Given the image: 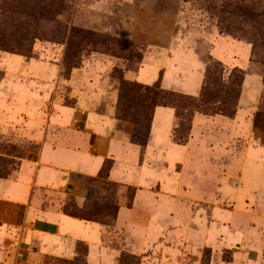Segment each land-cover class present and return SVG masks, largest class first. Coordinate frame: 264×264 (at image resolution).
<instances>
[{"label": "rangeland", "instance_id": "obj_1", "mask_svg": "<svg viewBox=\"0 0 264 264\" xmlns=\"http://www.w3.org/2000/svg\"><path fill=\"white\" fill-rule=\"evenodd\" d=\"M193 53L206 73L209 69L210 88L219 83L221 98L227 99L230 110L235 103L244 108L243 120L250 119L251 127L242 125L234 141L224 142L232 150L228 155L219 157V149L214 156L204 145L203 158L194 152L195 165L186 163L177 171L173 216L166 220L176 218L181 227L173 233L182 237L174 243L169 233L168 240L161 237L158 247L141 256L126 245L121 253L136 254L140 262L148 256L155 264L156 259L162 264H264V118L259 128L254 124L255 115L264 113V0H0V117L5 120L0 126V176L12 174L19 158L37 157L39 143L23 136L25 123L38 119L46 124L55 104L73 106L77 97H86L82 91L88 85L97 87L98 94L91 95L95 112L113 118L132 142L138 129L144 137L158 90L155 82L125 78L124 71H136L147 58L166 64L169 57ZM225 87L231 93L226 94ZM212 104L215 108L207 112L220 105ZM179 110L185 123L188 111L184 105ZM81 112H76L73 127L82 123ZM174 129L175 142L181 144L176 139L180 134L187 135L186 141L190 137L186 123ZM251 150L256 153L249 154ZM233 157L236 160L229 162ZM249 159H256L257 166L243 164ZM74 179L87 196L85 211L98 210L94 218L103 222L111 219L108 206L120 201L127 205L135 189L115 188L87 176ZM160 197L166 199L160 208L167 214L169 201ZM72 202L68 197L66 204ZM111 229L105 240L119 246L122 233ZM164 245L177 253L164 256ZM43 264L85 263L82 258H55Z\"/></svg>", "mask_w": 264, "mask_h": 264}, {"label": "crops", "instance_id": "obj_2", "mask_svg": "<svg viewBox=\"0 0 264 264\" xmlns=\"http://www.w3.org/2000/svg\"><path fill=\"white\" fill-rule=\"evenodd\" d=\"M176 57L167 58L166 64L147 58L136 71L125 70L124 77L143 84L159 80L166 89L197 96L204 78V63L194 53L188 54V58ZM82 92L87 98L77 97L73 106L55 104V114L47 117L46 124L32 119L22 127L23 136L39 143V150L36 158H19L12 174L0 176V203L3 205L0 209V264H43L47 258L72 260L79 254L78 243L86 245L87 264H118L125 245L141 256L148 249L158 247L156 243L169 233L175 243L183 234L173 231L181 224L176 218L168 223L166 218L173 216L177 171L186 163L195 165L191 159L194 152L203 158L204 145L214 156L221 151L219 157L228 155L232 150H228L224 142L234 141L242 125L249 128L252 123L250 119L248 123L243 120L246 111L239 105L232 118L195 112L190 137L179 144L172 138L175 109L157 105L141 153L128 133L117 129L113 118L92 109L91 95L98 94L97 87L88 85ZM78 110L84 118L80 125L73 127ZM4 121L0 117V126ZM229 128L231 133L227 134L225 130ZM251 153L256 151L251 150ZM106 159L112 160L108 180L120 187L135 188L131 206L123 201L118 203L111 230L122 233L123 241L119 246L106 242L109 226L69 215L62 209L68 197H73L79 207L83 206L86 195L74 176L96 177ZM235 160L233 157L229 162ZM247 162L257 166L256 159L243 161V164ZM226 167L229 168V164ZM165 177L170 179H163ZM162 195L169 201L167 214L160 208L161 202L166 200L161 199ZM120 197L122 199L123 195ZM163 250L164 256L177 253L169 245H164ZM143 257L140 264H155L154 258ZM155 262L162 264L160 259Z\"/></svg>", "mask_w": 264, "mask_h": 264}, {"label": "trees", "instance_id": "obj_3", "mask_svg": "<svg viewBox=\"0 0 264 264\" xmlns=\"http://www.w3.org/2000/svg\"><path fill=\"white\" fill-rule=\"evenodd\" d=\"M216 64L219 65L220 69L219 72L220 74H222L224 72V68L222 66V62L215 61ZM239 70V69H238ZM209 71V69H208ZM205 72V76H204V81H203V85L201 88V91L199 93V95L197 96H191V95H187V94H183V93H179L176 91H172V90H166L164 88L161 87L160 85V81L158 80L157 82L154 83V87L157 88L158 90V96L159 99L155 100V102L153 103V107H152V111H151V117L149 119V123L145 124V135L144 137H142L143 135V131L139 130L135 131L132 135V138L134 139L133 142L135 144H137L141 151L143 152V149L146 145V142L148 140V135H149V130H150V122H151V118H152V112L154 110V107H156L157 105H161V106H172L175 109V115L176 118L178 120L177 122V126L174 129V131H176L177 127H181L183 126L185 123L187 124V129H186V133L189 132V130L191 129V117L193 115V112L198 111V112H202L203 114H215V113H221L223 115L226 116H232L235 113L236 110V104L235 103L233 106V109L230 110V105L227 104V99L220 96L219 91H220V84L218 83L216 88L211 89L209 86V81L212 79L209 76V73ZM240 72V83L243 79V74ZM231 73L228 74V79H230ZM217 81V80H216ZM216 83V82H214ZM224 92L226 94L231 93V88L229 89V87H225ZM238 98V97H237ZM170 100V101H169ZM169 101V102H168ZM176 101H179L178 103H182V104H177ZM219 102L220 105L216 106V109L210 113L207 112V110L209 109V107H212L213 109L215 108V106H213L212 103H217ZM185 107V109L188 111V117H186V122L184 123V120L182 121V117L185 115L182 111L179 110L180 107ZM263 118H264V113L262 114L261 112H258L255 117H254V124L256 126V128H259V126L261 125V123L263 122ZM259 125V126H258ZM187 135H182L180 134L179 137H177V141L182 143L183 141H186ZM112 166V160L111 159H106L102 165V168L100 170V173L96 176V177H88V179L90 181H98L101 180L103 182H105L106 184H108L109 186H113V187H117V183L109 181L108 180V176H109V170ZM4 177V176H2ZM134 191L135 189L132 190V192L129 194L128 196V201H127V206H131L132 204V200L134 197ZM73 202L70 204H65L63 205L62 209L65 213L81 218V219H86V220H95L98 221L104 225H107L109 227H112L114 225V220L116 217V213L118 210V204H113V205H109L108 208L109 210L111 209V214L110 212H107L111 219L109 220H105L103 221H99L97 218H94V215L98 213V210L94 211H85L86 207H83L86 204L87 201V196H86V200L83 204V206L78 207V205L75 203L74 198L72 197ZM79 244H83V243H78V256H76L73 260H77V258H82L84 263H86L85 258H84V254L86 253V245H84V249L80 250L79 248ZM47 259H55V258H47ZM46 259V260H47ZM118 264H140V259L136 254L130 253V252H122L119 260H118Z\"/></svg>", "mask_w": 264, "mask_h": 264}]
</instances>
